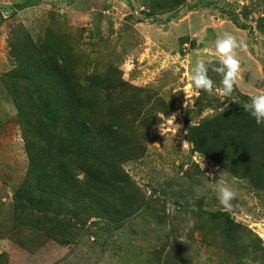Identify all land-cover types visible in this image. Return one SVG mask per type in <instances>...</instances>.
Here are the masks:
<instances>
[{
    "label": "rangeland",
    "instance_id": "rangeland-1",
    "mask_svg": "<svg viewBox=\"0 0 264 264\" xmlns=\"http://www.w3.org/2000/svg\"><path fill=\"white\" fill-rule=\"evenodd\" d=\"M225 33L244 45L231 97L191 82L197 60L218 64ZM49 90L71 94L54 143L33 128L50 124L35 95ZM258 94L264 0H0V264H264V147L252 144L264 133L252 134L242 107ZM70 111L105 132L100 144L115 140L102 166L71 149ZM158 113L175 118V133L160 131ZM31 154L46 175L68 164L64 179L83 194L28 187ZM87 169L121 178L101 190ZM218 186L235 192L231 211Z\"/></svg>",
    "mask_w": 264,
    "mask_h": 264
},
{
    "label": "trees",
    "instance_id": "trees-1",
    "mask_svg": "<svg viewBox=\"0 0 264 264\" xmlns=\"http://www.w3.org/2000/svg\"><path fill=\"white\" fill-rule=\"evenodd\" d=\"M60 75V74H59ZM44 81L49 82L51 87H53L54 89L58 88V85L56 83H54V79L53 78H49L46 80V78L44 79ZM64 84H68L66 81H63ZM16 93H13V98L15 101V104L19 110V113L21 116H24L25 114V109L24 106L20 100V98H18L16 95ZM36 95V106L38 108H42L41 110L43 111V109H46V116L48 118V121L50 122V124L47 122V124H45V122L43 121V119L40 120V124L36 125L34 128V138L37 137H46V139H49L50 143H54L53 139H56V132L60 125H62V122L58 123V117L61 114L63 110V106L66 103L67 107L71 106V94H68L66 97H61V95H59V93H53L51 90L46 91L45 94H43V96H41L39 93L37 94V92L35 93ZM79 98H76V101ZM55 106L57 108H55ZM55 108L54 111H52ZM71 108V107H70ZM73 112V111H72ZM75 113V112H73ZM73 113L71 114L70 111V116L68 117V119H66L65 121V125L69 128H71V131H69V134L66 136V139H71V149H78L79 155L80 157H84L85 160H90L93 161L95 163H97L98 165H103L106 162H103V160L107 159V155H106V151L111 152L112 149H115V143H114V139H109L107 141H103L105 143L100 144L101 142L97 140L98 139H103V135L99 132L102 131L103 133H105L103 130H101L100 128H93V126H89V124L87 123H73L72 121V116ZM248 122H250V128H251V132L252 134H255L253 129H255V127L257 128V126L261 127V131L264 133V125H257L255 120L250 117ZM38 118V117H37ZM76 119V118H75ZM37 121V119H36ZM232 124V123H231ZM36 136V137H35ZM264 136L261 138L260 142L256 141V139L252 140V144H253V149H258V146L264 147ZM111 142V143H110ZM111 144V145H110ZM110 147V148H108ZM29 148H30V144H29ZM67 151L63 153V157L66 156ZM102 157V158H101ZM39 156L38 155H32L31 154V170L29 172V180L27 181V186L32 188L33 190H37L38 193H40L41 195H48L51 193L52 194H56L55 190H57L58 188H61L62 186H64V184H71V191L73 192L74 190H76L77 192H81V194H83V191H81V189L78 187V182L77 180H73L72 177L69 178L71 179V181H65L67 179H64L66 176L68 177V173L63 171V169H61L62 167L65 168L64 170L68 171V164L64 162H61L60 167H57V165L55 166V171L59 170L60 172H58V174L61 175H57V173L51 172L53 174H44L43 172L39 173L38 170L40 169V165H38L36 162L38 161ZM51 165V164H50ZM52 166V165H51ZM87 174V181H92L93 184L95 186H97L99 189L102 190V186L107 184V185H113V183L115 182V180L117 181V178H121V175L119 173H108V174H102L100 172H96L93 171L91 169H87L86 172ZM260 175L258 176L257 180L260 181H264V174L259 173ZM56 175L57 178H54ZM73 176V175H72ZM249 176V175H248ZM251 177V176H249ZM251 179L254 180L253 177H251ZM65 181V183H64ZM255 182H257L256 180H254ZM115 184V183H114ZM71 192V196L72 193ZM33 201L37 202V200L35 198H32ZM75 200V199H73ZM29 202H31L28 199ZM32 203V202H31ZM75 218H79V214L76 212H71Z\"/></svg>",
    "mask_w": 264,
    "mask_h": 264
},
{
    "label": "clouds",
    "instance_id": "clouds-1",
    "mask_svg": "<svg viewBox=\"0 0 264 264\" xmlns=\"http://www.w3.org/2000/svg\"><path fill=\"white\" fill-rule=\"evenodd\" d=\"M242 42H238L235 37L229 33H225L223 37H217L215 40V53L218 64H213L210 59L197 60L191 69V82L196 90H203L205 93L211 95L213 93L221 97H231L234 87L237 84V77L240 72V62L236 58L235 50L238 47H243ZM132 56L125 58L120 65L121 71L124 72L122 78H127V73L133 67ZM209 70L214 71L220 75V86L214 88L213 81L208 75ZM250 87L254 85L250 82ZM178 91H183L178 89ZM244 112L252 117L257 125H264V94L251 96L248 102L243 106ZM158 116L163 122L160 124V131L167 128L172 132L177 131V127L173 126L175 118L165 117L163 113H158ZM187 147L186 141L182 145V149ZM219 203L226 211H231L232 200L235 198V192L227 186H218Z\"/></svg>",
    "mask_w": 264,
    "mask_h": 264
}]
</instances>
